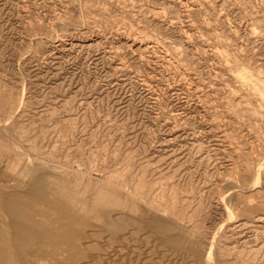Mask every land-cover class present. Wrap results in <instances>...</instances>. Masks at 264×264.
<instances>
[{"label":"rangeland","instance_id":"374dc122","mask_svg":"<svg viewBox=\"0 0 264 264\" xmlns=\"http://www.w3.org/2000/svg\"><path fill=\"white\" fill-rule=\"evenodd\" d=\"M0 179V264H68L105 209L264 264V0H0Z\"/></svg>","mask_w":264,"mask_h":264},{"label":"bare ground","instance_id":"6f19581e","mask_svg":"<svg viewBox=\"0 0 264 264\" xmlns=\"http://www.w3.org/2000/svg\"><path fill=\"white\" fill-rule=\"evenodd\" d=\"M31 167L33 168V166H31ZM25 174H28V173H25ZM33 175H35V174H33ZM5 177H7V176H5ZM7 179H8V177H7ZM0 180H3V179H0ZM2 183L3 182H1V185H0L1 186L0 187V198H1V195H3V191L6 192L5 189H7L9 187V186H7V187L3 186ZM19 184H22V183H19ZM12 186H10L9 188H11ZM16 186H13V187H16ZM24 186L25 185H23V187ZM21 187L22 186H20V188ZM9 188L7 190H9ZM14 190H15V188H14ZM31 190H33V189H31ZM23 191H26V189L23 190ZM23 193H26V192H23ZM5 196H7V195H5ZM12 197H14V195ZM5 207H7V206H5ZM125 207H127V206H125ZM3 208H4V206H3ZM1 209L2 208H0V231H3L5 233L8 230L7 224H9V223H6L8 221L6 219H4ZM115 209H116V207H115ZM101 214L102 215H100L98 217L99 221H100L99 224L93 225V223L92 224L90 223V225L88 227H86V228H83L84 226H76L74 228L75 229L74 230V236L71 237V241L75 242L76 255H75V258L74 257L69 258L68 264H196L197 261L195 262L194 261L195 259L192 260V258L186 257L183 254L179 255V253H177L173 249L167 248L165 246V244L162 242V240L161 241L160 240L157 241V239L159 237H157L156 240L154 239L153 236H151V238L148 237L146 235V233H147L146 227L144 228L145 225H148V220L144 221V219L143 220L140 219L139 223H136V224L135 223H131L130 220H128L127 216L125 214H123V211L121 212L120 210L117 211V210H114V209L112 211H109V209L102 210ZM5 218H7V217H5ZM148 219H149V217H148ZM8 220H10V219L8 218ZM95 220H97V219H95ZM22 223H24V222H22ZM83 225H85V222H84ZM160 230H162V229H160ZM8 232H10V230H8ZM2 233H0L1 236L4 235V233L3 234ZM28 233H29V231H28ZM6 235H7V233H6ZM9 236H10V234H9ZM3 237H1V238H3ZM3 242L6 243V242H10V241H7V240L4 241V238H3ZM3 242L0 243V245H2ZM180 244H181V242H180ZM7 245H6V247H7ZM3 246H4V244H3ZM0 247H2V246H0ZM6 250H8V249H6ZM6 250H2V251L6 252ZM12 250H10V251H11V253L13 252L12 254H14V251H12ZM10 251H8V252H10ZM8 252H7V255H9ZM179 252H180V250H179ZM209 253H210V251H209ZM0 254H2V253H0ZM67 255H69V254H67ZM207 255H209V254L207 253ZM15 256H16V254L14 255V257ZM64 257H65V255H64ZM6 259L8 261L9 257H7ZM6 259L4 258V260H6ZM14 260L18 262V260H16V257H15ZM212 260H213V258H212ZM207 261H208V259H207ZM8 262H10V261H8ZM14 262H11V263H13V264L16 263L17 264V262H15V263ZM50 262H51V260H50ZM63 262H65V261H63ZM212 262H215V261H212ZM4 263L5 262H3L2 264H4ZM199 263H200V261H199ZM5 264H8V263H5ZM206 264H211V263L209 261V262H206Z\"/></svg>","mask_w":264,"mask_h":264}]
</instances>
